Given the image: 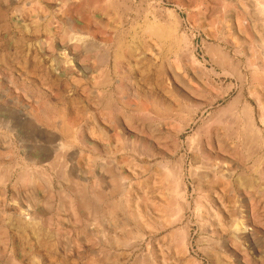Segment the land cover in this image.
<instances>
[{"label":"rangeland","instance_id":"rangeland-1","mask_svg":"<svg viewBox=\"0 0 264 264\" xmlns=\"http://www.w3.org/2000/svg\"><path fill=\"white\" fill-rule=\"evenodd\" d=\"M0 264H264V0H0Z\"/></svg>","mask_w":264,"mask_h":264}]
</instances>
